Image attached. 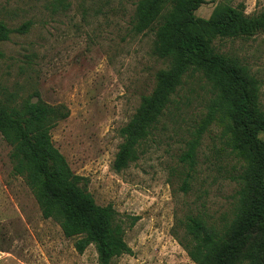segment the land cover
Returning <instances> with one entry per match:
<instances>
[{"label": "rangeland", "instance_id": "obj_1", "mask_svg": "<svg viewBox=\"0 0 264 264\" xmlns=\"http://www.w3.org/2000/svg\"><path fill=\"white\" fill-rule=\"evenodd\" d=\"M135 1L66 0L68 8L54 12L53 0H0V20L8 27L31 23L26 34L0 44V78L21 97L35 94L69 109L51 139L72 172L88 180L96 204L112 205L124 219L131 254L116 264H193L172 235L175 221L196 212L216 223L229 219L238 166L212 126L202 136L189 191L180 188L185 169L179 158L210 96L196 79L179 90L177 103L141 144L139 159L119 174L111 169L118 129L164 67L151 55L152 34L129 33ZM221 1L243 4L248 15L264 10V0H205L195 15L209 18ZM214 46L238 57L260 81L264 109V32L217 39ZM259 137L264 140V133ZM9 151L0 135V264H97L92 245L78 253L74 239L42 218L30 190L12 173ZM127 217L138 219L130 226Z\"/></svg>", "mask_w": 264, "mask_h": 264}, {"label": "trees", "instance_id": "obj_2", "mask_svg": "<svg viewBox=\"0 0 264 264\" xmlns=\"http://www.w3.org/2000/svg\"><path fill=\"white\" fill-rule=\"evenodd\" d=\"M205 0H136L129 22L133 36H153L151 55L163 68L154 75L149 94L142 95L128 122L118 129L121 139L111 169L119 174L135 163L139 148L157 130L178 92L189 80L208 87L206 112L191 133L179 158L185 169L181 190L190 189L202 136L212 126L220 129L223 151L238 166L235 204L222 223L201 212L175 221L172 235L193 264H264V109L260 81L248 66L214 46L217 39L250 38L264 32V10L245 13L243 4L217 3L209 18L195 12ZM66 10V0H53L52 10ZM31 23L10 28L0 20V44L23 35ZM0 49V59L3 58ZM34 98H36L34 100ZM69 117L64 104L38 97H21L0 78V135L9 146L14 176L30 190L43 219L58 224L78 253L92 245L97 264H116L131 254L125 241V221L112 205L99 206L87 189L88 180L70 169L54 146L51 131ZM137 217H127L132 226Z\"/></svg>", "mask_w": 264, "mask_h": 264}]
</instances>
